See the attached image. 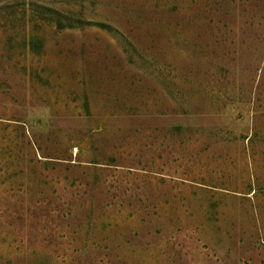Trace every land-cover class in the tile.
I'll return each instance as SVG.
<instances>
[{
    "label": "rangeland",
    "instance_id": "rangeland-1",
    "mask_svg": "<svg viewBox=\"0 0 264 264\" xmlns=\"http://www.w3.org/2000/svg\"><path fill=\"white\" fill-rule=\"evenodd\" d=\"M0 264H264V0H0Z\"/></svg>",
    "mask_w": 264,
    "mask_h": 264
}]
</instances>
